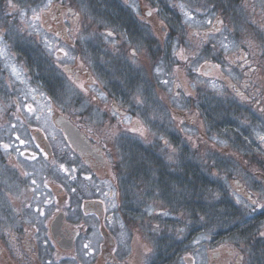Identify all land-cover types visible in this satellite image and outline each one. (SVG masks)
<instances>
[{"label": "flooded vegetation", "instance_id": "flooded-vegetation-1", "mask_svg": "<svg viewBox=\"0 0 264 264\" xmlns=\"http://www.w3.org/2000/svg\"><path fill=\"white\" fill-rule=\"evenodd\" d=\"M51 21V28L66 44L78 45L73 32L68 37L66 32L55 29L62 25L56 13ZM76 23L72 22L74 28H78ZM223 23V18L218 16L209 30H202L203 37L222 29ZM172 30L162 49L158 39H146L150 42L149 56L161 55L162 50L173 53L174 48L168 46L175 29ZM85 35L86 32L81 33ZM113 38L118 39L115 33ZM76 49L84 52L83 62L85 59L93 62L91 68H82L79 63L83 53L78 54L74 61L79 68H70L72 80L81 84L77 85L85 94L82 100L71 97L73 93L68 87L74 82L61 76L54 65L46 68L39 63L27 70L35 76L34 85L45 90L50 103L46 112L50 115L48 122L40 123L38 117L28 121L20 111L17 97L12 98L8 93L12 88L17 94L20 90L0 75V92H6L7 98L15 100L17 110L5 115L0 112V129L10 125L11 130H15L21 125L27 137L24 141L23 137L13 134L16 144L13 141L9 145L0 143V264H199L194 255L186 253L193 249L198 251L199 235L207 231L200 229L198 214L183 207V189L197 190L201 179L214 183L216 175L226 182L239 171L264 179V144L255 139L252 125L244 123L246 118L264 124V118L257 116L249 103L227 100L224 108L230 112L224 116L230 118L221 125L234 137L227 147H217L211 137L216 131L215 104L193 96L189 105L198 110L186 124L197 131L195 145L200 139L208 138L215 149L200 152L199 146L195 150L187 142L184 124L164 116L152 118L147 106L140 112L135 104L136 92L146 89L151 96L150 77L148 72L139 74L130 69L129 59L122 55L124 48L108 55L105 61L102 48ZM88 51L96 52L94 57L88 58ZM60 55L65 59L67 53ZM220 65L217 60L206 70L212 73L213 68ZM244 85L245 89L252 88L247 81ZM91 97L100 104L95 105ZM62 101H66L65 104ZM56 103L62 111L56 109ZM86 104L90 105L88 110L81 111ZM90 112H93L91 117ZM139 113L153 127L148 128L149 132L160 136V143L146 150L143 179L135 175L131 159L134 156L130 150L134 152L135 143L128 134L132 127L128 126L126 132L120 128V122L125 125L128 116L134 120ZM85 116L88 117L85 119ZM46 124L57 135H51ZM70 126L80 130L84 143L78 146L71 143L67 135ZM115 129L123 132L121 136L130 147L126 157L113 149ZM56 139H62V144H57ZM217 151L225 154L217 158L216 155H220ZM200 157L210 158V161ZM206 161L212 167L209 178L199 176L200 165ZM125 164L133 168V176L124 175ZM153 201L158 203L157 207ZM211 215L210 243L220 244V235L235 238L250 254L241 264H264V255H260L264 253V233L260 229L264 211L259 214V223L249 225L244 217L242 224H231L222 234L212 230L216 217L214 213ZM228 253L215 252L214 257L229 263L232 253ZM209 264L213 263L209 261Z\"/></svg>", "mask_w": 264, "mask_h": 264}, {"label": "rangeland", "instance_id": "rangeland-1", "mask_svg": "<svg viewBox=\"0 0 264 264\" xmlns=\"http://www.w3.org/2000/svg\"><path fill=\"white\" fill-rule=\"evenodd\" d=\"M112 1L116 4V9ZM226 1L225 4V0H99L96 1L98 6L95 7L90 0H43L35 5H30L29 0H0V71L2 72L0 75L3 74L5 80L10 81L20 90L17 94L12 88L8 93L12 98L17 97L20 111L27 120L31 121L32 117H38L40 123L42 121L45 123L49 121L47 118L50 115L46 112L49 111L50 103L47 101L45 90L34 85L35 76L31 72L28 74L30 64L40 63L46 68L54 65L60 75L69 81L72 80L70 68H79L74 61L76 55L83 53L80 59L82 62L79 63L82 68L93 64L86 59L83 62L85 54L81 50L77 52L76 48H91V50L102 48L104 61L108 55L117 54L124 48L122 55L125 59H129L130 69L139 74L143 71L148 72L150 77L151 96L146 89H139L136 92L135 104L140 112L141 108L147 106L152 118L164 116L169 117L170 120L175 119L177 124H184L183 133L190 147L196 150L199 146L200 152L214 151L206 136L207 139H200L195 145L197 131L186 124L190 123L194 114H197L198 109L194 105H189V101L194 99L193 96L197 95L200 100L206 102L211 100L221 103L222 100L223 104L227 100L244 101L249 103L257 116L264 118V0ZM223 5L227 6L223 7ZM148 11L151 13L147 14ZM121 12L131 15L120 17ZM55 13L62 21L61 28L55 29L66 32L68 37L73 32V38L77 40L78 45L66 44L62 36L60 37L51 28V20ZM218 16L224 20L222 29L213 33L208 32V36L204 38L202 30H209ZM75 21L78 28L72 25ZM172 29L175 31L173 37L168 40V46L174 48L173 53L170 51L164 53L162 50L161 55L149 56L147 48L150 47V44L148 45L150 42L147 43L146 39L151 41L158 39L162 49L165 38L171 36ZM82 32H86L87 35L81 36ZM114 33L118 39L113 38ZM61 52L67 53L65 59L60 55ZM87 53H89L88 58H91L96 52ZM217 60L221 63L220 67L213 68L212 73L207 72L206 69L212 67V63ZM123 76L127 79L126 74ZM244 81L251 83L252 88L245 89ZM75 83L68 87L73 93L71 97L76 96L82 100L85 94L79 86L81 84ZM142 85L145 88V85ZM207 89L210 90L207 92ZM38 95L41 96L40 100L37 99ZM6 96H8L6 92H0V112L3 115L17 111L15 100ZM153 96L155 98H152ZM91 100L95 105L100 104L93 97ZM62 102L65 104L66 101ZM55 106L58 111L60 109L62 111L57 103ZM89 107L90 105L86 104L81 111H86ZM162 107L163 112H161ZM92 114L93 112H90L88 116L91 117ZM126 119L125 125L120 122V128L126 132L128 126L130 129L132 127L128 135L129 138L134 139V154L138 153L136 150L141 145L146 151L149 146L160 143L158 142L160 136L149 132L148 128L153 127L148 121L146 123L141 113L134 117V120L131 115ZM244 121L254 128L255 139L260 144H264V124L254 123L252 119L246 118ZM46 127L51 135L56 134L50 125L46 124ZM25 133L26 129L21 125L15 130H11L10 125L3 126L0 129V143L9 145L13 141L16 144L17 141L12 138L13 134L23 137L25 141L27 138ZM114 133L117 135L110 136L114 139V143L112 142L114 151L125 157L128 156L130 147L127 141H124L126 139H123L118 130L115 129ZM211 137L213 143L222 148L227 147L230 138L234 136L231 131L224 129V131L216 130ZM56 143L62 144V139H56ZM168 149L173 150L172 147ZM157 150L160 149L157 147ZM130 151L132 153V148ZM219 153L221 155H216L217 158L225 154V152ZM140 156L141 154L137 155L138 160ZM208 161L202 165L205 166L203 171H208ZM124 169V175L133 176L132 167L129 168L125 164ZM139 176L142 178L144 174ZM217 177L216 175L215 178ZM220 184L238 205L246 207L250 215L257 219L253 221L260 220L259 214L264 211V179L253 174L245 175L239 171ZM217 187L219 188V185ZM213 188L214 185L212 188L209 186L208 191L212 192ZM213 195L215 197V192ZM152 204L156 206L158 203L153 201ZM227 219L233 221L230 215ZM231 224L234 225L232 222ZM231 224L225 220L221 224L217 223L212 230L215 234H222ZM260 225L264 233V220ZM209 238V230L202 232L199 235L198 251L194 252L193 249L186 255H194L199 264H209V261L213 264H241L245 263V256L250 255L235 238L220 235L218 245L210 243L212 238ZM219 251L222 255H229L228 251L232 253L229 263L214 257V253Z\"/></svg>", "mask_w": 264, "mask_h": 264}, {"label": "trees", "instance_id": "trees-1", "mask_svg": "<svg viewBox=\"0 0 264 264\" xmlns=\"http://www.w3.org/2000/svg\"><path fill=\"white\" fill-rule=\"evenodd\" d=\"M22 1V0H20ZM24 1V0H23ZM43 0H29V4L30 5H35L39 2H41ZM91 3L95 4V7H97V2L99 0H90ZM105 1V0H104ZM110 1V0H109ZM232 2H238V0H231ZM113 6L116 9V4H114V2L112 1ZM105 5V4H103ZM115 13V12H114ZM116 14V13H115ZM120 17H125V16H129L131 15V13H127V12H121L120 13ZM32 63V62H31ZM31 67H34L35 65L30 64ZM200 103L206 104V102L200 101ZM215 104V120H216V130L219 131H224L225 126L221 125V123L224 120L229 121L228 116H224V113L226 114L227 112H230L229 110L224 108V104L218 102V101H214ZM202 110V109H200ZM229 130V129H228ZM227 133V132H226ZM135 151V149H134ZM138 153H131V155H133L134 157L131 156V159L134 160V164L133 166L137 169V174L135 175H143L144 174V166H145V162H146V151L145 148L141 145V147L139 146L136 150ZM218 154H220L217 151ZM141 154L140 159L138 160L137 155ZM221 155V154H220ZM201 160H208V158H203L200 157ZM224 160V157H223ZM222 161V159H221ZM133 162V161H132ZM219 164V163H217ZM205 168V166H202V164L200 165V171H199V176H205L209 178V173L210 170L212 169L211 166L208 167V171H203ZM222 168V167H221ZM187 175V174H185ZM189 175H192V173H189ZM223 181L220 180V178H215L214 183L208 182V180L206 182H204L202 179L199 181V188L197 190L195 189H183V207H188L190 210H193V214H198V224L200 226L201 230H209L210 226L212 225V215L214 213L215 217H216V221L214 222V224H221L223 221L228 220L227 216L230 215L232 216V223H234V225H238V224H242V220L244 219V217H247V222L249 225H251L252 223H256L253 220H257L254 219L252 216V218L250 217V212L246 207H243L242 205H238L234 198L232 196L229 195L228 191L225 190L224 187H221L222 185L220 183H222ZM214 185V191H208L209 186H211V188ZM217 185H219V188L217 187ZM186 186V184H185ZM215 192V197L213 195V193ZM217 196V197H216ZM216 198V199H214ZM230 222V224H231ZM259 223V222H257ZM233 229V228H232Z\"/></svg>", "mask_w": 264, "mask_h": 264}, {"label": "water", "instance_id": "water-1", "mask_svg": "<svg viewBox=\"0 0 264 264\" xmlns=\"http://www.w3.org/2000/svg\"><path fill=\"white\" fill-rule=\"evenodd\" d=\"M150 13H151L150 11L147 12V14H150ZM67 135H68L71 143L74 146H78L79 144L84 143V141H85L83 139V136H82L80 130L77 127H75V126H70L67 129Z\"/></svg>", "mask_w": 264, "mask_h": 264}]
</instances>
